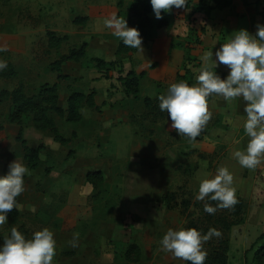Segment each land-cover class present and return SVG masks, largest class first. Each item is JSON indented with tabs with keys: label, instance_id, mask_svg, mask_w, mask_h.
<instances>
[{
	"label": "rangeland",
	"instance_id": "rangeland-1",
	"mask_svg": "<svg viewBox=\"0 0 264 264\" xmlns=\"http://www.w3.org/2000/svg\"><path fill=\"white\" fill-rule=\"evenodd\" d=\"M118 1L0 0V47L7 49L0 52V59L11 63L15 72L11 77L0 75V92L22 86L25 96H33L41 84L57 82L58 98L59 94L66 98L64 110L71 91L95 90L97 104V108L82 107L78 123L51 113L60 134L69 141L64 145L55 141L42 153L36 168L27 167L25 191L17 198L19 210L0 226V243L13 226L24 225L30 236L48 227L57 241L53 264H185L163 252L160 241L169 228L184 227L187 213H182V199L194 202L200 180L226 166L234 176L236 197L247 202L244 221L229 232L228 264H264L258 253L264 244L263 170L243 168L232 155L247 145V136L239 142L244 130L232 129L231 114H219L209 107L212 116L207 126L190 140L179 136L170 127L167 112L159 109L157 97L184 72L182 65L192 73V83L200 71L196 54L201 49L184 40L190 23L186 15L192 3L200 0H188L187 7L162 14L168 25L155 30L152 40L142 41L149 46V42L158 40L156 54L150 55L149 47H142V51L117 56L120 40L112 34L114 29L104 27V19L115 14L125 18L129 27L136 21L130 9L133 0H123L120 5ZM138 7L144 12L143 4ZM196 13L190 20L198 29L204 12ZM151 15L155 22L160 20L153 10ZM84 16L86 21H73ZM48 32L66 38L54 45ZM82 43H86V56L62 63V73L69 78L58 80L51 64ZM94 58L114 65L99 68ZM153 69L158 70L153 73ZM225 69L216 72L223 78ZM130 70L146 72L137 100L123 85ZM146 96L156 98V105L146 107ZM10 106V99L0 102V176L8 172L9 163L16 158L26 165L22 147L15 139L17 125L4 129L9 123L6 115ZM24 122L32 125L31 115ZM43 132L28 134L30 144L52 137L48 131ZM89 170L102 172L103 180L96 187L86 181ZM171 191L176 192L175 205L168 208L164 197ZM189 212L194 217L198 214L193 205ZM128 241H135L141 248L137 263L124 258Z\"/></svg>",
	"mask_w": 264,
	"mask_h": 264
},
{
	"label": "clouds",
	"instance_id": "clouds-1",
	"mask_svg": "<svg viewBox=\"0 0 264 264\" xmlns=\"http://www.w3.org/2000/svg\"><path fill=\"white\" fill-rule=\"evenodd\" d=\"M156 19L172 8H185L188 0H149ZM104 27L114 29L112 34L130 48L142 51V37L137 27H129L125 18L115 14L103 21ZM7 51L0 47V52ZM202 66L195 83L187 80L171 83L166 93L160 94L159 109L167 112L170 127L179 136L195 140L207 126L212 112L209 98L220 96L225 102L242 100L244 103V134L248 142L243 150L232 155L243 168L255 169L264 162V24H257L255 34L247 29L234 31L215 52L202 56ZM219 64L229 69L221 77L216 68ZM7 68V61L0 59V71ZM231 122V118H229ZM8 172L0 176V226L8 221V213L19 210L18 197L25 191L27 166L16 158L8 165ZM197 201L204 202L203 210L215 214L217 209H228L237 203L233 173L226 166L217 168L214 175H206L199 182ZM209 201H215L213 206ZM221 233L216 228L207 232L195 227L169 228L163 235L161 250L173 257L204 264L207 257L205 243ZM77 235H73L75 246ZM57 251L55 233L48 227L36 230L26 236L13 226L0 243V264H53Z\"/></svg>",
	"mask_w": 264,
	"mask_h": 264
},
{
	"label": "trees",
	"instance_id": "trees-1",
	"mask_svg": "<svg viewBox=\"0 0 264 264\" xmlns=\"http://www.w3.org/2000/svg\"><path fill=\"white\" fill-rule=\"evenodd\" d=\"M123 0L118 1V5L122 3ZM264 1V0H263ZM138 4H143V11L138 7ZM230 4L229 0H200L198 5L193 8L187 15L189 23L188 34L184 37L186 44L190 45L191 42L194 44L200 43V34L205 31L204 26L196 28L190 17L198 11H203L204 15H209L210 11L216 7H224ZM188 3L185 7H187ZM130 9L133 11L136 21L134 26L137 27L140 31V35L143 38L142 41H150L154 38V32L157 29L166 27L168 25L167 18H162L158 22L154 21V16L151 15L150 3L149 0H133V4L130 6ZM87 17H76L74 22L78 23L80 21H86ZM194 21V20H193ZM49 40L54 45H59L61 39L66 37L59 38L54 32H48ZM176 46H182V44L176 43ZM187 45V46H188ZM135 48L127 47L120 40L115 54L119 56L123 53L134 52ZM188 54V52H187ZM86 56V43L78 49H71L67 54H63L60 58L54 61L51 65L56 71V78L68 79L69 76L62 73L61 64L65 61H78L81 58ZM96 65L99 68L104 66L112 67L114 62L105 61L101 58H94ZM183 73H179L176 77V82L180 80H187L189 84H192L193 76L190 70L182 65ZM15 74L13 66L11 63H7V68L3 71H0V75L3 77H11ZM146 72L141 71L140 73H135L130 70L127 72L126 77L123 79V85L126 92L133 95L134 99H140V81L145 77ZM192 76V78L190 77ZM58 89L59 84L54 82L43 83L40 85L38 91L33 96H25L22 90V86L7 91L3 90L0 92V102L6 99L11 100L10 109L6 115V120L9 123L18 125V131L16 135V140L20 143L22 147V157L28 168L34 169L40 163L39 153L45 148L43 143H40L36 146H29L24 137L25 122L24 118H30L32 126L41 131H48L53 139L60 144H66L69 141V138L62 136L59 132V129L55 123L54 118L51 116V113L54 112L60 117H64L67 122L78 123L82 120L81 108L84 106L90 108H97L96 102L94 100L95 90H91L88 93L82 91H71L67 98V108L64 110L58 104ZM144 104L146 107H152L156 105L157 99H152L148 96L143 98ZM3 128V125H0V129ZM72 135H76L75 132ZM46 171H49L48 168H45ZM86 181L92 184V186H98L102 180V172L100 170H89L86 173ZM176 192L171 191L167 192L164 200L168 208L174 207ZM237 203L228 209H217L215 214L206 213L204 208L203 201L195 200L192 202L190 199H182V213L186 214V223L184 224L185 228L195 227L202 229L204 232H207L209 228H216L221 235L219 237H213L208 242L205 243L204 247L207 249V257L204 264H228V252L230 248V238L229 232L231 228L235 225L241 224L244 221V216L247 208V202L241 198L236 197ZM213 206H215V201H209ZM193 205L197 210L198 214L194 217L191 212H189V207ZM17 209H13L8 215L12 218L16 216ZM26 236L30 237V231L24 225L17 227ZM262 238V237H261ZM69 253V252H68ZM259 257L264 258V244L258 250ZM124 258L128 262L137 263L141 259V248L139 244L135 241H128L124 250ZM185 264H190L186 262Z\"/></svg>",
	"mask_w": 264,
	"mask_h": 264
},
{
	"label": "crops",
	"instance_id": "crops-1",
	"mask_svg": "<svg viewBox=\"0 0 264 264\" xmlns=\"http://www.w3.org/2000/svg\"><path fill=\"white\" fill-rule=\"evenodd\" d=\"M230 4L224 7H216L212 9L209 15L202 14L201 17V26H204L205 31L200 35V43L196 44L201 50L197 52L198 55L197 64L202 66V56L210 51L213 52V59H215L216 50L227 41V39L231 36V31H237L240 29H247L250 33L255 34L257 31V24H264V1L263 0H229ZM263 1V2H261ZM199 2H194L190 6L189 12L198 5ZM263 3V4H262ZM188 12V13H189ZM203 12V11H202ZM201 14V13H196ZM205 17V19L203 18ZM203 18V19H202ZM189 24L186 31L185 36L188 34ZM160 41V39H159ZM165 43V41H163ZM159 43V44H158ZM142 47H149V54L157 53L159 51L158 47H160V42H149V46L147 44L142 43ZM154 46L152 51L150 50ZM155 53V54H156ZM154 54V55H155ZM225 76L228 74L229 69L227 66L219 64L216 69L225 68ZM158 69H153L152 72L156 73ZM181 74V73H180ZM58 103L61 108H65L66 106V98L64 99L61 94H59ZM65 105V106H64ZM97 105V104H96ZM209 107L213 109V111L219 114H231L233 125L231 126L233 130L243 129V122L245 119V113L243 112L244 103L242 100H233L231 102H225L224 99L220 96H211ZM82 109V108H81ZM81 112V110H80ZM82 115V112H81ZM12 129L16 128V125L13 123L5 124L4 129ZM18 131V125H17ZM16 131V135H17ZM31 132L35 134H43L44 132L36 129L32 125L26 126L24 129L25 139L29 146H36L40 143H43L45 148L40 151L39 158L41 159L42 153L51 149L52 143L55 144V140L53 137L48 139H42V141L34 140L35 143L30 144L28 134ZM15 135V138H16ZM37 136V135H36ZM245 134L243 133V137L241 136L239 142L241 143L242 139L245 138ZM41 139V138H40ZM33 141V142H34ZM263 170L262 175H264V162L258 165L255 169Z\"/></svg>",
	"mask_w": 264,
	"mask_h": 264
}]
</instances>
